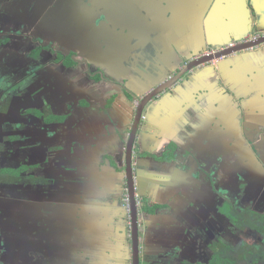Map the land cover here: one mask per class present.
<instances>
[{"label":"flooded vegetation","instance_id":"flooded-vegetation-1","mask_svg":"<svg viewBox=\"0 0 264 264\" xmlns=\"http://www.w3.org/2000/svg\"><path fill=\"white\" fill-rule=\"evenodd\" d=\"M162 1L0 0V264H71V261L77 264L73 257L65 260L74 248V241L79 240L76 230L92 229V237L103 242L112 239L107 228L112 226L108 224L109 210L101 211L93 204L104 202L109 206L113 200L120 209L115 222L121 228L117 237L128 247L130 244V250L129 258L123 253L110 261L131 264V218L125 176L127 142L125 149L116 153L120 161L114 159L107 164V169L121 173L120 178H114V187L109 184L99 187V195L90 194L94 199H83L80 194H88L89 188L86 191L78 186L93 178L89 176V166L73 160L70 145L51 148L49 139L43 136L46 131L58 128L61 135L63 133L64 122L58 113V103L65 98L66 86L72 84L71 74L85 69L87 79L84 83H112L128 101L129 94L124 92L126 85L111 82L102 67L83 57L86 49L83 45L48 42L45 38L50 27L69 33L71 21L88 20L82 28L83 44L87 47L88 37H91L96 39L99 53L104 51L110 44V36L102 34L97 38V29L104 28V32L112 34L115 27L121 31L117 35L121 45L136 47L145 40V34L142 38L137 35L138 39L130 42L133 33L130 30L144 28L147 31L148 25H154L149 30L159 31L163 24H158L163 22L170 28L169 17L154 21V14H149L155 6L157 9L167 7ZM199 3L200 12H203L204 3ZM146 13L151 16L139 19V14ZM126 14L132 15V20L125 19ZM139 20L144 26L132 28L131 24H138ZM216 50L209 46L202 48L199 56L190 58L171 77L184 70L189 62ZM116 53L120 58L121 50ZM95 61L102 63L104 60L97 57ZM51 66L55 67L54 71ZM160 84L141 96L136 95V103L156 92ZM136 112L135 109L133 116ZM241 122L243 131L237 139L242 146L234 153L233 163L230 153L221 155L224 161L219 167L223 178L218 188L210 192L212 204L207 209L208 217L198 226L184 220V239L161 235V239L152 243L153 231L152 238H144L149 229L148 215L157 213L159 208L150 209L152 206L140 192L138 183L141 264H210L216 252L219 256L232 255L237 264H258L264 257V130L262 133L248 131L246 119ZM93 171L96 173L92 168ZM77 192L80 197H76ZM104 192L109 193L102 195ZM242 239L248 241L247 245ZM117 253L120 251L116 250ZM97 254L95 249L91 259Z\"/></svg>","mask_w":264,"mask_h":264},{"label":"crops","instance_id":"crops-1","mask_svg":"<svg viewBox=\"0 0 264 264\" xmlns=\"http://www.w3.org/2000/svg\"><path fill=\"white\" fill-rule=\"evenodd\" d=\"M199 2L204 3L203 12ZM164 3L167 7L155 6L149 14H154V21L169 17L170 28L163 22L158 24H163L159 31L149 30L154 25H148L147 31L130 30L133 32L130 42L145 34V40L136 47L126 48L119 43L118 27L112 34L104 32V28L97 29V38L102 34L110 36V44L101 53L94 38L88 37L87 47L83 44L82 28L88 20L71 21L69 33L50 27L45 39L83 45L86 49L82 56L102 67L111 82H124V92L141 96L171 77L190 58L199 56L202 48L219 50L264 33V0H163L161 4ZM149 14L138 17L145 20ZM127 18L132 20L133 16L126 14ZM140 25L144 26L141 20L131 27ZM119 49L120 58L116 53ZM97 57L104 61H95ZM64 68L60 70L66 71ZM86 75L85 69L71 74L72 84L66 86L65 98L58 103V113L64 122L62 135L58 128L46 131L43 136L49 139L47 144L51 148L70 145L73 160L89 166V175L98 186L89 188L88 192H95L93 196H96L99 187L107 184L114 187V178L121 177L120 172L107 169V164L114 159L120 161L116 153L125 149L137 101L130 95V100H125L112 83H84ZM144 116L135 147L136 178L146 200L152 206H160L157 213L148 215L149 229L144 238L151 237L153 231L152 243L161 239V235L184 239V220L195 226L205 222L213 192L211 180L206 175L201 178L194 168L190 152L217 155L215 161L222 153H230L233 163L234 153L242 146L237 139L243 131L242 119H246L248 131L264 130V45L193 69L175 87L156 98ZM92 168L96 173H92ZM101 169L104 171L100 172ZM221 178L223 172L218 167L215 183L219 184ZM78 193L76 197H80ZM87 195L86 192L85 196L90 198ZM102 203L93 205L101 211L109 210L108 224L112 223L113 231L107 228L112 239L103 242L92 237V229L76 230L79 240L74 241V248L65 260L73 257L77 264H115L110 261L112 257L124 253L129 258L130 244L128 247L127 243L114 241L121 229L115 225L120 210L117 201L113 200L109 206ZM95 249L97 257L91 259ZM116 250L120 253L116 254Z\"/></svg>","mask_w":264,"mask_h":264},{"label":"water","instance_id":"water-1","mask_svg":"<svg viewBox=\"0 0 264 264\" xmlns=\"http://www.w3.org/2000/svg\"><path fill=\"white\" fill-rule=\"evenodd\" d=\"M261 45H264V33L259 34L255 36L254 38L248 39V40H242L239 42H236L230 46H227L225 48L216 50L214 52H209L205 54L204 56L199 57L198 59L189 62V64L182 70L179 74H177L175 77L167 78V80L162 82L159 89L156 90V92L147 94L139 104L135 103V109L137 110L136 116H134L133 122L131 124V128L129 131V136L127 139V148H126V168H125V176L127 178V196L129 201V207H130V228H131V250H132V260L131 264H141L142 261V255H141V245H140V222H139V201H138V183L136 178V172H135V165H134V155H135V147L138 140L139 130L142 122L145 119L144 112L148 109L151 103L155 101L156 98H158L160 95L164 94L169 89H172L175 87V85L184 78V76L192 71L193 69L199 67L202 64L213 62L214 60L226 58L233 56L241 51L249 50V49H255L259 48ZM129 95L132 97L136 96V93L129 92ZM262 132V130L260 131ZM169 155V154H168ZM173 155H175L173 153ZM206 155H200L195 154L194 152H190V160L194 162V168L198 170V172L201 174V178L203 176H207L211 182H212V190H216L218 188V183H214V180H216V174L218 172V167L223 160V157H219L216 161L215 158L217 155H211L212 157ZM168 157V156H167ZM170 158V157H169ZM212 159V160H211ZM214 161L213 163H208V161ZM220 162V163H219ZM90 176V175H89ZM93 178L86 179L85 182L81 185H79V188H85L86 191L88 188H92L95 185L98 186L97 182H93ZM103 191V190H102ZM84 197H86L85 194H83ZM90 198L88 199H94L91 198L90 192H88V195Z\"/></svg>","mask_w":264,"mask_h":264},{"label":"trees","instance_id":"trees-1","mask_svg":"<svg viewBox=\"0 0 264 264\" xmlns=\"http://www.w3.org/2000/svg\"><path fill=\"white\" fill-rule=\"evenodd\" d=\"M166 157L167 156H165L164 158L166 159ZM167 158L169 159V157ZM159 207H160L159 205H155V206L150 207V209L154 211L155 209ZM210 264H237V263H236L235 258L232 255L225 254V256H219L218 252H216Z\"/></svg>","mask_w":264,"mask_h":264},{"label":"rangeland","instance_id":"rangeland-1","mask_svg":"<svg viewBox=\"0 0 264 264\" xmlns=\"http://www.w3.org/2000/svg\"><path fill=\"white\" fill-rule=\"evenodd\" d=\"M166 153L169 154L170 151H167ZM174 154H175V157L178 155L177 152L174 153ZM154 159L156 160L155 157H154ZM90 194H91V193H90ZM151 206H152V205H151ZM144 231L146 232L147 229L144 228ZM242 240H243V239H242ZM114 241H119V239H118V237H117V233H116L115 236H114ZM243 242H244V244L247 245V242H248V241H244V240H243ZM215 243L218 245V242H217V241H215ZM218 246H219V245H218ZM259 252H263V250H259ZM258 264H264V257H263V256H262V257L260 258V260L258 261Z\"/></svg>","mask_w":264,"mask_h":264},{"label":"built area","instance_id":"built-area-1","mask_svg":"<svg viewBox=\"0 0 264 264\" xmlns=\"http://www.w3.org/2000/svg\"><path fill=\"white\" fill-rule=\"evenodd\" d=\"M127 205H129L128 200H127Z\"/></svg>","mask_w":264,"mask_h":264},{"label":"bare ground","instance_id":"bare-ground-1","mask_svg":"<svg viewBox=\"0 0 264 264\" xmlns=\"http://www.w3.org/2000/svg\"><path fill=\"white\" fill-rule=\"evenodd\" d=\"M215 61H217V60H215Z\"/></svg>","mask_w":264,"mask_h":264}]
</instances>
